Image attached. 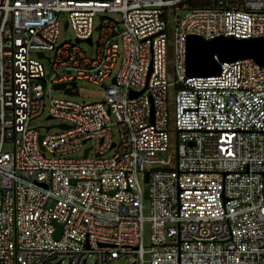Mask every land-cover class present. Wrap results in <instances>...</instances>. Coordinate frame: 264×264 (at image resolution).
Masks as SVG:
<instances>
[{
	"label": "built area",
	"instance_id": "built-area-1",
	"mask_svg": "<svg viewBox=\"0 0 264 264\" xmlns=\"http://www.w3.org/2000/svg\"><path fill=\"white\" fill-rule=\"evenodd\" d=\"M191 1L0 0V264H264V64L185 63L188 34L264 37V0ZM79 79L103 97L52 94Z\"/></svg>",
	"mask_w": 264,
	"mask_h": 264
},
{
	"label": "water",
	"instance_id": "water-1",
	"mask_svg": "<svg viewBox=\"0 0 264 264\" xmlns=\"http://www.w3.org/2000/svg\"><path fill=\"white\" fill-rule=\"evenodd\" d=\"M66 25V23L64 24ZM77 41L80 38H76ZM88 40H90L88 38ZM39 56L42 52H37ZM252 57L258 63L264 64V37H235L233 35H217L211 38H203L197 34H188L186 39V74L208 75L218 73L219 61L233 60L236 58ZM64 82L54 86H64ZM63 127L65 124H61ZM41 135H39V138ZM86 153V149L84 154ZM144 179H147L145 171ZM144 195L148 196V187L144 186ZM54 237H58L61 224L55 223ZM54 264H58L55 262Z\"/></svg>",
	"mask_w": 264,
	"mask_h": 264
},
{
	"label": "rangeland",
	"instance_id": "rangeland-1",
	"mask_svg": "<svg viewBox=\"0 0 264 264\" xmlns=\"http://www.w3.org/2000/svg\"><path fill=\"white\" fill-rule=\"evenodd\" d=\"M184 13V10H180V14ZM100 15L96 16L95 22H98ZM66 18V14H61L60 15V24L58 28V36H57V41H62L63 39H68L70 41L75 40V35L73 30L69 26L64 25V20ZM98 35V29H94L93 31V37L94 39L97 38ZM78 47L88 56H91L94 52V46H90L88 43L85 41H80L78 42ZM35 54V53H34ZM41 61L43 64L46 66L47 62L45 59L41 58ZM108 78H105V83L108 82ZM78 93L77 94H69L64 92L63 90H53L52 94L53 95H58V96H64V97H71L75 100L79 101H93V100H99L103 97L104 94V88L99 84V83H94L92 81H89L87 79H79L77 83L75 84ZM69 87V86H68ZM46 109L38 116L34 117L32 119V124L37 125L38 129L40 131H44L45 128L44 126L58 122L59 120L57 118H49L46 117ZM51 130H57V127L53 126L51 127ZM114 133V138L117 137L115 129H113ZM90 142L87 141L85 145H88ZM8 144H5V147H8ZM81 154V150L76 151L72 153V156H79ZM143 203V214L147 215L148 214V205H149V199L147 197H143L142 200ZM143 239L144 243L147 244L149 242V223L147 221H144V230H143ZM127 262V259H119L113 264H125ZM60 264H66L65 261H62ZM85 264H93V259L91 256H89L86 260Z\"/></svg>",
	"mask_w": 264,
	"mask_h": 264
},
{
	"label": "trees",
	"instance_id": "trees-1",
	"mask_svg": "<svg viewBox=\"0 0 264 264\" xmlns=\"http://www.w3.org/2000/svg\"><path fill=\"white\" fill-rule=\"evenodd\" d=\"M198 1H200V0H192L191 2H193V3H194V2H198Z\"/></svg>",
	"mask_w": 264,
	"mask_h": 264
}]
</instances>
